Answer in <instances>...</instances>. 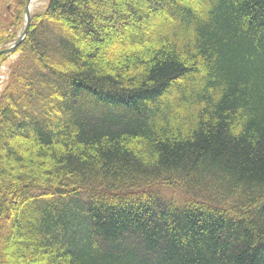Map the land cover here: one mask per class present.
Listing matches in <instances>:
<instances>
[{"label": "trees", "instance_id": "16d2710c", "mask_svg": "<svg viewBox=\"0 0 264 264\" xmlns=\"http://www.w3.org/2000/svg\"><path fill=\"white\" fill-rule=\"evenodd\" d=\"M16 53L0 264H264V0H48Z\"/></svg>", "mask_w": 264, "mask_h": 264}, {"label": "rangeland", "instance_id": "374dc122", "mask_svg": "<svg viewBox=\"0 0 264 264\" xmlns=\"http://www.w3.org/2000/svg\"><path fill=\"white\" fill-rule=\"evenodd\" d=\"M2 1L10 3L9 0H2ZM47 3H48V0H38L36 2L35 6L30 11L31 18H32V16L44 11ZM12 6H13V3L8 4L7 8L3 11L2 21H1L2 24H0V27H2L3 30L7 32V36L15 35V38H16L15 41H17L18 38L24 32V29H25V26H26V20H25L26 15L24 13V19H23L21 25L15 24L13 27H8V29H5V26H7L9 24V22H10L9 18H10V14H12ZM26 6H27V4H26ZM25 9H26V7H25ZM12 44L13 43L10 41V43L5 45L6 46L5 48L10 47ZM19 57H20L19 53L8 54L7 61H5L3 64H0V92L3 89V86H5V84H6L7 80H8L12 65L15 64L16 62H18Z\"/></svg>", "mask_w": 264, "mask_h": 264}, {"label": "water", "instance_id": "95a60500", "mask_svg": "<svg viewBox=\"0 0 264 264\" xmlns=\"http://www.w3.org/2000/svg\"><path fill=\"white\" fill-rule=\"evenodd\" d=\"M31 0H28V3H27V6H26V9H25V20H26V26H25V29H24V32L23 34L18 38V40L9 48H6L4 50H0V55H8L10 54L11 52H13L17 47L18 45L25 39L28 31H29V28H30V24H31V13L28 9V4Z\"/></svg>", "mask_w": 264, "mask_h": 264}, {"label": "bare ground", "instance_id": "6f19581e", "mask_svg": "<svg viewBox=\"0 0 264 264\" xmlns=\"http://www.w3.org/2000/svg\"><path fill=\"white\" fill-rule=\"evenodd\" d=\"M38 0H31L30 2H29V4H28V9H29V11H31L32 10V8L35 6V4H36V2H37ZM28 3V2H27ZM6 89V88H5ZM95 103V102H94Z\"/></svg>", "mask_w": 264, "mask_h": 264}]
</instances>
